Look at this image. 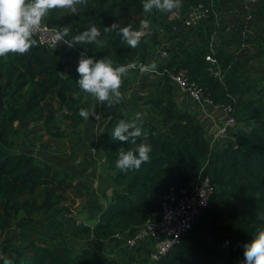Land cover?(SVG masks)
<instances>
[{
	"label": "trees",
	"instance_id": "16d2710c",
	"mask_svg": "<svg viewBox=\"0 0 264 264\" xmlns=\"http://www.w3.org/2000/svg\"><path fill=\"white\" fill-rule=\"evenodd\" d=\"M211 3L219 15L225 12L222 0H187L184 12ZM260 7L258 17L264 14V7ZM168 15L169 12L158 9L146 15L142 0H74L72 7L52 9L42 20L57 31L67 28L65 42L95 25L101 32L102 43L77 44L73 48L97 60L109 58L114 65L131 64L129 70L137 74L140 65L157 63L152 57L162 40L158 33L153 38L147 33L132 48L122 40L118 28L110 29L113 23L139 29L141 21L148 19L150 28L163 29L167 39L177 40L189 34L198 42L181 43L170 49L167 64H157L158 69H185L189 81L201 87L215 105L229 109L228 115L239 126L232 131L229 141L213 149L197 117L179 108L174 99L175 87L164 77L151 95L139 97L158 115V124L121 111L113 112L104 123L101 144L115 171L116 188L94 228L80 226L73 232L98 242L108 241L117 233L133 235L145 223L156 219L170 189L192 191L201 181L209 179L213 188L209 207L195 219L192 230L158 260L145 258L144 264H243L245 246L264 230V87L241 79L238 70L243 62L225 47L218 48L215 55L221 66V78L211 72L206 54L213 17L195 27L186 28L182 21L177 24V35L171 36L173 28L167 21ZM227 28L221 23L219 32ZM34 38L36 44L28 52L0 57V199L17 208L20 197L28 196L20 205L25 209L34 208L29 200L39 189L58 188L63 182L57 181L60 169L43 156L8 150L11 141L21 132H34L39 124L63 121L77 129L87 121L78 115L80 108L90 110L89 119L93 116L90 93L80 89L76 68L68 69L61 56L65 44L61 49L54 48L41 44L35 34ZM121 120L137 121L146 133L137 142L146 141L152 146L150 160L138 170L116 167L118 151L132 147L111 136ZM60 171L67 182L65 189L76 191L75 177ZM14 219L11 214L0 215V232L9 230ZM24 222L26 219L19 220L20 225ZM46 243L32 233L28 240L5 247L3 255L12 264H121L90 248L50 247ZM137 252L150 253L146 249Z\"/></svg>",
	"mask_w": 264,
	"mask_h": 264
},
{
	"label": "crops",
	"instance_id": "0c3cea01",
	"mask_svg": "<svg viewBox=\"0 0 264 264\" xmlns=\"http://www.w3.org/2000/svg\"><path fill=\"white\" fill-rule=\"evenodd\" d=\"M81 54L66 43L63 46L61 56L67 64L68 69H74L77 68ZM135 74L137 73H134L133 76L129 75V71H127L126 75L122 78L120 87L122 93L121 99L119 103L112 107H108L107 102L96 100L90 94V98L93 100L91 108L93 116L86 123L77 127L73 135V138H75L74 147L72 150L70 149L71 156H65L69 164L72 162L74 164L71 165L68 172L75 177L76 199L74 201L71 200L72 202L64 203L61 209L40 219L34 224L33 229H27L22 232L19 235V239L16 240L17 243L15 245L21 241L28 240L32 233H39L40 230L48 228L45 230L46 238L51 241L49 244L46 243L48 246L71 245L86 247L97 252L100 256L118 260L121 264L145 263L144 253L128 249L121 240H114L112 238L108 241L98 242L93 237L87 238L84 235L74 234L73 232L74 229L80 226L94 228L100 220L101 212L112 199L116 188L114 185L115 171L107 162L101 144V131L104 123L108 121L113 112L121 111L130 115L140 113V117L144 120L158 124L159 117L152 107L145 105L143 101L139 100V97L147 98L155 91V88L159 84L158 79L150 76L152 82L147 85L153 87L141 90L137 87L138 81H136L137 75ZM161 79L163 78H159V80ZM174 99L181 110H187L197 117L198 122L204 127L207 134L209 132V120L200 113L198 107L190 100V97L178 92L177 95L174 94ZM215 110L211 111L214 117L217 119L221 117L220 120L225 118L222 111L219 113ZM75 150L78 154V160L76 161L74 160ZM27 232L30 234L24 237V234Z\"/></svg>",
	"mask_w": 264,
	"mask_h": 264
},
{
	"label": "clouds",
	"instance_id": "9594fccd",
	"mask_svg": "<svg viewBox=\"0 0 264 264\" xmlns=\"http://www.w3.org/2000/svg\"><path fill=\"white\" fill-rule=\"evenodd\" d=\"M74 0H0V57L9 53L24 54L36 44L35 31L41 26L42 20L52 9L72 7ZM144 13L147 15L153 9L173 12L180 7V0H142ZM119 29L122 40L132 48H136L146 30L150 29V22L144 19L139 29L131 25L120 27L113 23L110 29ZM109 28H106L108 30ZM68 29L63 28L56 33L57 40H64ZM100 30L91 25L80 34L66 41L69 47L77 44L102 43L99 39ZM132 65H114L109 58L95 59L82 53L76 71L79 75L77 84L80 89L92 94L96 100L107 102L108 107L119 103L122 93L120 91L122 78ZM155 71L156 65L143 66L142 70ZM78 115L84 120L90 117L88 108H80ZM137 119L140 113L136 114ZM111 136L114 140L128 142L132 147L121 148L115 161L118 169L138 170L142 164L150 160L152 146L146 141L137 142L138 138L146 136L137 121L121 120L113 129ZM95 151V149H93ZM245 260L243 264H264V230L259 231L251 243L245 246ZM2 264H12L7 256L0 257Z\"/></svg>",
	"mask_w": 264,
	"mask_h": 264
},
{
	"label": "built area",
	"instance_id": "2783aa9c",
	"mask_svg": "<svg viewBox=\"0 0 264 264\" xmlns=\"http://www.w3.org/2000/svg\"><path fill=\"white\" fill-rule=\"evenodd\" d=\"M186 1L187 0H180V7L174 10V14L173 12H169L168 20L173 28L171 36L177 35V24L182 21L186 28L195 27L200 25L202 21L213 17V32L209 40V50L206 54V61L212 65L211 72L214 73L215 76L221 78V66L215 56L218 50L216 38L221 27L219 13L216 11V7L213 3L210 5L200 4L196 7H190L184 12L183 4ZM245 1L248 5L245 9L246 13L248 14L255 8L254 13L256 14L261 0ZM251 19L252 16L248 15V20ZM152 28L153 32L156 31L162 40V45L154 54V57L157 58V63L155 64L156 70L152 71L150 67L149 70H142L143 66L140 65L137 67L139 73L141 75L149 74L152 78L156 79L168 77L176 91L180 94L188 95L192 103L198 107L200 113L209 120V132L207 134L211 147L213 149L220 147L224 142L231 139L232 131L237 128L236 120L228 115L229 109H223L215 105L209 96H205L201 87L189 81L185 69H170L166 67H164L163 70L158 69L157 64H167V60L170 57L169 50L171 48L167 46L165 41V37L167 38L166 32L163 29H158L153 26ZM229 31L230 28H227L225 32ZM248 31L249 28L247 26L246 30L244 28L242 32L243 40ZM57 32L56 29L41 23V26L34 34L37 35L41 44L61 49L66 42L65 40L56 39ZM147 33L149 32H146V34ZM214 109L221 110L225 118L218 120L214 117L211 113ZM212 192L213 188L209 179L201 181L192 191L172 188L165 196L161 205V210L157 214L155 220L145 223V225L139 228L133 235L117 233L113 236V239L123 241L124 246L130 250H149L150 253L144 254V258H149L150 261H156L161 255L166 254L178 244L181 239L192 230L195 219L202 211L209 207Z\"/></svg>",
	"mask_w": 264,
	"mask_h": 264
},
{
	"label": "rangeland",
	"instance_id": "374dc122",
	"mask_svg": "<svg viewBox=\"0 0 264 264\" xmlns=\"http://www.w3.org/2000/svg\"><path fill=\"white\" fill-rule=\"evenodd\" d=\"M222 3L226 5L225 12L219 15V21L223 26L230 28L229 32H219L216 38L217 48L225 47L230 53L236 54L238 58L243 62V65L238 70V73L243 81H250L259 88L264 87V14L262 17H258L252 9L248 14L246 13L247 3L245 0H222ZM261 4L259 5V7ZM261 7H264V0ZM260 7V8H261ZM248 12V11H247ZM254 13V14H253ZM248 15L252 16L251 20H248ZM169 17V15H168ZM167 17V21H168ZM182 20V19H181ZM169 22V21H168ZM248 26L249 31L247 32L245 39L243 40L242 32ZM151 29V28H150ZM147 36L153 38L156 31L153 32V28ZM145 31L144 34L147 32ZM183 40H186L183 42ZM165 41L168 47L173 49L176 45L185 43L188 45L195 44L198 40L193 39L189 34H184L179 36L177 40L167 39ZM261 53V56L258 54ZM154 61H157L156 57H152ZM129 75H134L137 71L129 70ZM137 75L136 81H138V88L147 90L153 86H148L147 84L152 82L149 74ZM163 80H159V84ZM152 94V93H151ZM150 94V95H151ZM177 95L178 92L175 91ZM86 98V94H84ZM215 111L221 113L219 109ZM223 115V114H222ZM223 117V116H222ZM221 118V117H220ZM218 118V120H220ZM239 127V126H237ZM77 129L72 127L71 124L65 123L63 121H57L55 124L44 125L39 124L33 129L34 132H21L16 138H14L8 150L11 152L19 153L24 152L27 154H32L36 157L43 156L46 161L50 164L55 165L58 169L68 172L72 163H68L65 156H71V150L74 147L75 138H73L74 133ZM71 149V150H70ZM75 161L78 160V154L75 150L74 152ZM74 161V162H75ZM59 171V176L57 181H62L63 184L60 187H44L39 189L33 197H30V202L35 205L33 209L20 207L23 200L27 199L28 196H21L19 199V204L16 206H11L3 199H0V215L2 217H7L8 215H13L15 219L12 221V225L9 230L4 229L0 232V257H4L3 250L10 244L17 243L16 240L19 239V235L27 229H33L34 224H36L40 219L53 214L54 211L61 209L64 203H68L71 200L74 201L75 191L66 190L64 185L67 183L65 179L62 178L61 172ZM20 207V208H19ZM26 219L24 224H19V220ZM11 224V222H10ZM44 228L40 230L37 234L39 238L44 239L48 244L51 242L46 238ZM51 230V229H50ZM30 233L24 234L28 236ZM51 247V246H50ZM2 259H0L1 261Z\"/></svg>",
	"mask_w": 264,
	"mask_h": 264
}]
</instances>
